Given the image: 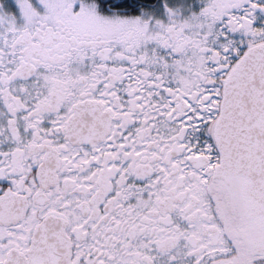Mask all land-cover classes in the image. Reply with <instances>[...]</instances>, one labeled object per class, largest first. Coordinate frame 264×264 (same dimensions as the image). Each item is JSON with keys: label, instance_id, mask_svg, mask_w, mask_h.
Listing matches in <instances>:
<instances>
[{"label": "snow or ice", "instance_id": "snow-or-ice-1", "mask_svg": "<svg viewBox=\"0 0 264 264\" xmlns=\"http://www.w3.org/2000/svg\"><path fill=\"white\" fill-rule=\"evenodd\" d=\"M0 264H264V0H0Z\"/></svg>", "mask_w": 264, "mask_h": 264}]
</instances>
